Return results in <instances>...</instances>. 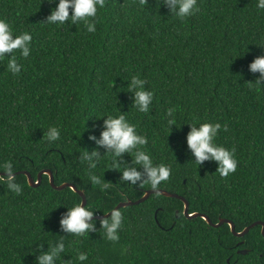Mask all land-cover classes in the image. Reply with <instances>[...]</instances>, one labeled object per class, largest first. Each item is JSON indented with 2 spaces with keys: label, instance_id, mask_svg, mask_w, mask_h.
Listing matches in <instances>:
<instances>
[{
  "label": "trees",
  "instance_id": "obj_1",
  "mask_svg": "<svg viewBox=\"0 0 264 264\" xmlns=\"http://www.w3.org/2000/svg\"><path fill=\"white\" fill-rule=\"evenodd\" d=\"M58 3L0 0V19L13 36H32L27 58L14 53L19 74L7 67L11 54L0 59V171L10 161L14 173L26 170L36 179L48 168L56 185L69 182L84 191L85 207L94 215L134 201L151 186L120 179L131 155L116 169L103 148L94 169L80 159L97 148L89 135L99 139L104 119L122 114L147 138L142 150L154 166L171 169L159 188L183 196L188 212L205 213L212 222L228 218L237 231L264 222V81L257 85L259 73L249 71L253 59L264 55L258 0H197L200 11L183 20L159 0L146 6L106 0L97 6L94 32L82 22H44ZM133 76L146 80L145 90L154 94L149 113L133 104ZM169 108L175 109L172 126ZM203 123L221 124L214 143L235 149L237 168L227 178L215 161L197 165L187 146L190 124ZM51 127L60 131L54 142L44 135ZM90 172L110 187L94 185ZM15 178L21 194L0 181V264H38L36 257L61 241L65 251L55 264H264L260 225L237 237L227 223L213 227L201 217L187 218L182 200L158 193L118 208V242L106 238L97 218V231L66 234L60 219L80 204L79 194L69 187L55 190L46 174L37 187L24 174ZM242 248L248 252L237 253Z\"/></svg>",
  "mask_w": 264,
  "mask_h": 264
},
{
  "label": "clouds",
  "instance_id": "obj_2",
  "mask_svg": "<svg viewBox=\"0 0 264 264\" xmlns=\"http://www.w3.org/2000/svg\"><path fill=\"white\" fill-rule=\"evenodd\" d=\"M49 2L51 3V0ZM161 2L169 9L170 14L181 20L200 11L197 6V0H159V3ZM105 3L106 0H59V3L44 22L59 25L66 24L69 21L73 25L82 22L88 32H94L95 24L92 21L97 15V6L103 8ZM139 4L146 6L148 0H139ZM257 7L264 9V0H258ZM31 41L32 36L28 32L14 37L9 23L0 19V59L11 54L7 67L13 74H19L21 71V65L18 63L14 53L19 52L23 58H27L30 54ZM261 47H264V45H261ZM249 71L253 74L259 73L254 82L257 85L262 84L261 82L264 81V55L256 56L253 59L249 64ZM146 83V80L133 76L128 84V92L134 94V106L143 113L150 112L154 95L151 91L145 90ZM174 111V108L167 110V116L173 117L168 120L170 126L176 124L173 116ZM190 125V131L187 133V146L195 158V163L200 166L205 161L217 162L216 171L224 178L234 173L237 168V160L234 158L235 149L228 150L214 143L218 130L222 127L221 124L203 123L199 127L194 124ZM223 128L227 131V124L223 125ZM44 135L49 142H54L60 138V131L56 127H51ZM89 139L95 142L97 148L90 153L88 151L82 153L80 159L88 161L90 169L96 167L102 156L98 149L103 148L105 149L104 153H110L113 157V169L119 168L125 154L131 155L132 163L122 171V176L120 177L122 181L141 187L144 184H150L153 190H158L160 184L170 178L171 169L163 164L154 166L150 156L142 150L143 146L148 143L147 138L138 135L135 125L130 124L122 114L115 118L108 116L104 119L103 131L99 139L94 134H90ZM132 165H138L140 170ZM2 168L4 174L0 175V181L6 183L8 188L16 194H21L22 188L16 183L12 163L10 161L5 162ZM89 176L94 185H100L102 189L110 187L109 184L103 183L99 177L91 172ZM93 217V211L88 210L82 204H77L72 208H68V211L62 215L60 227L66 234L83 237L89 235L90 232L97 231ZM122 221L123 216L118 209L111 211L110 219L107 216L100 219V229L104 230L109 241H119L118 230L121 228ZM64 251V244L61 241L56 246L48 248L47 251H42L36 257L37 262L38 264H55L56 259ZM78 259L80 261L86 260L87 254L79 253Z\"/></svg>",
  "mask_w": 264,
  "mask_h": 264
},
{
  "label": "water",
  "instance_id": "obj_3",
  "mask_svg": "<svg viewBox=\"0 0 264 264\" xmlns=\"http://www.w3.org/2000/svg\"><path fill=\"white\" fill-rule=\"evenodd\" d=\"M3 174L4 173L2 171H0V175H3ZM15 174H24L26 176L27 183L31 187H37L40 184V182H41L42 174H46L48 176L49 183H50L52 188H54L55 190H61V189H64L65 187H69L73 191L77 192L79 194V196L81 197L80 204H82L83 206L86 205V197H85V194H84L83 190L78 189L74 184L69 183V182H62V183L56 185L54 183L53 174H52L51 170L48 169V168L41 169L38 172L36 179H34L31 176V174L28 171H26V170L16 171ZM152 193H158V194H162L164 196L174 197V198H178V199L182 200V202H183L182 213L187 218L201 217L209 225H211L213 227H218V226L222 225L223 223H227L229 225V227H230V231L232 232V234L237 236V237H242L243 235H245L249 231V229L252 228L253 226L260 225L261 226V234L264 237V222L261 221V220H256V221L250 223L249 225L245 226L241 231H237V230H235L234 223L228 218H219L217 222H212L210 220V218L208 217V215L205 214V213H201V212H197V211L196 212H191V213L188 212V201L183 196L179 195L178 193L170 192V191L162 189V188H158V190H153L152 188L148 189V190H145L143 195L140 198H138V199H136L134 201L133 200H129V199H126L124 201H120L110 211H108V212H106L104 214H101V215L96 214V215H94L93 218L101 219L103 217L109 216L111 211L114 210V209H118L120 207H124V206L131 205V204L140 203V202L144 201L145 199H147L148 196L150 194H152ZM175 214H177V211H176ZM242 243H243V241H239L237 244L239 245V244H242ZM247 252H248V249H246V248H242V249H238L237 250V253H239V254H246ZM227 261H229L228 258H227Z\"/></svg>",
  "mask_w": 264,
  "mask_h": 264
}]
</instances>
